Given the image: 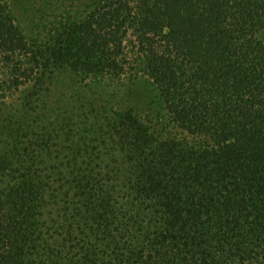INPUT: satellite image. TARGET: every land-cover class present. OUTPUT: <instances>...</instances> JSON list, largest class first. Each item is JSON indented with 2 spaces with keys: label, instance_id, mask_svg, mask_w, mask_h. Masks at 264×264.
Returning <instances> with one entry per match:
<instances>
[{
  "label": "trees",
  "instance_id": "16d2710c",
  "mask_svg": "<svg viewBox=\"0 0 264 264\" xmlns=\"http://www.w3.org/2000/svg\"><path fill=\"white\" fill-rule=\"evenodd\" d=\"M80 6L0 0V264H264V0Z\"/></svg>",
  "mask_w": 264,
  "mask_h": 264
},
{
  "label": "rangeland",
  "instance_id": "374dc122",
  "mask_svg": "<svg viewBox=\"0 0 264 264\" xmlns=\"http://www.w3.org/2000/svg\"><path fill=\"white\" fill-rule=\"evenodd\" d=\"M9 2L24 31L30 34L32 30L33 35L36 33L40 37L49 35L55 23L63 20L67 12L81 11V0H9ZM60 86L65 88L64 84ZM126 88H131L128 81ZM110 90H116L120 96L123 93L122 86H114ZM14 103H16L15 99H10L5 104L0 103V110L9 108Z\"/></svg>",
  "mask_w": 264,
  "mask_h": 264
}]
</instances>
